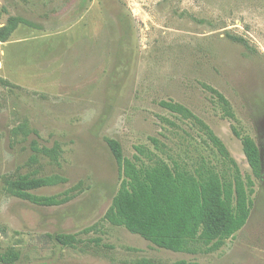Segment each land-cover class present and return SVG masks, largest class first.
<instances>
[{"label": "rangeland", "instance_id": "rangeland-1", "mask_svg": "<svg viewBox=\"0 0 264 264\" xmlns=\"http://www.w3.org/2000/svg\"><path fill=\"white\" fill-rule=\"evenodd\" d=\"M162 102L187 107L254 181L246 226L217 250L174 253L104 219L123 181L108 140L131 160L145 146L193 175L234 171L194 120ZM263 117L264 0H0V255L16 253L14 264H264V188L234 133L257 142ZM53 148L57 160L37 151ZM54 175L68 182L31 193L75 195L63 205L8 191L22 176Z\"/></svg>", "mask_w": 264, "mask_h": 264}, {"label": "trees", "instance_id": "trees-1", "mask_svg": "<svg viewBox=\"0 0 264 264\" xmlns=\"http://www.w3.org/2000/svg\"><path fill=\"white\" fill-rule=\"evenodd\" d=\"M17 25V24H16ZM4 40L5 37L3 36ZM6 83V82H5ZM210 91L216 93L211 88ZM228 111V102L218 94ZM161 106L184 119L194 120L208 135L225 161L234 171L232 174H218L204 167L196 175L173 161V167L148 147L138 146L134 158L127 159L119 142L108 140L112 154L121 170L123 181L105 216V221L116 227H123L130 233L141 236L160 249L174 253L196 254L200 247L206 251L219 249L226 240L242 230L253 209L252 196L254 181L244 178L222 140L187 107L162 102ZM243 151L256 178L261 177L260 150L250 136L241 137ZM155 149L165 148L153 138ZM57 160L58 149L38 150ZM147 162H146V161ZM67 178L59 175L35 178L22 176L9 183L11 195L40 206H60L69 202L75 195L66 198L39 197L31 192L67 183ZM75 190H80L77 186ZM67 195V194H66ZM91 229L85 231L90 232ZM57 240L63 246H74V236L59 235ZM16 253L0 255V263L14 264ZM139 264H154L142 260Z\"/></svg>", "mask_w": 264, "mask_h": 264}, {"label": "flooded vegetation", "instance_id": "flooded-vegetation-1", "mask_svg": "<svg viewBox=\"0 0 264 264\" xmlns=\"http://www.w3.org/2000/svg\"><path fill=\"white\" fill-rule=\"evenodd\" d=\"M255 143L260 150V159H261V177L257 179L261 183V186L264 188V117L260 121L258 132H257V142L255 141Z\"/></svg>", "mask_w": 264, "mask_h": 264}]
</instances>
